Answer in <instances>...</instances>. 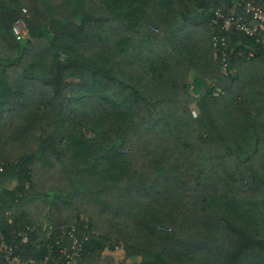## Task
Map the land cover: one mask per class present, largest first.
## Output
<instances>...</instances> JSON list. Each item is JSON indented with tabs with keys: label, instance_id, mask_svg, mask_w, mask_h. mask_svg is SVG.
<instances>
[{
	"label": "trees",
	"instance_id": "obj_1",
	"mask_svg": "<svg viewBox=\"0 0 264 264\" xmlns=\"http://www.w3.org/2000/svg\"><path fill=\"white\" fill-rule=\"evenodd\" d=\"M232 6L0 0V234L29 235L23 261L70 242L48 208L87 264H264V49L210 24Z\"/></svg>",
	"mask_w": 264,
	"mask_h": 264
},
{
	"label": "built area",
	"instance_id": "obj_2",
	"mask_svg": "<svg viewBox=\"0 0 264 264\" xmlns=\"http://www.w3.org/2000/svg\"><path fill=\"white\" fill-rule=\"evenodd\" d=\"M210 24L221 31H229L233 28L254 37L257 45H253L249 49L247 57L253 56L259 49H264V6L254 0H233L232 9L228 13L222 8L213 9ZM14 31L16 34L24 36L22 28L18 25L14 26ZM228 45L226 34L214 36L212 42L213 56L215 60L221 62L223 69H226L228 65ZM6 214H10V211ZM26 229L32 233L35 230L30 226H26ZM48 229L47 238L57 230L61 236L68 237L70 241L68 246L61 243V240H56L55 243L52 241L43 242L40 246H45L47 249L42 257H38L36 254V256L23 261L21 254L25 251L24 245L28 243L29 235L14 229L10 239H7L4 234H0V257L8 264H34L36 262L40 264H87L83 260L82 252L84 241L89 238L88 234L80 237L74 225H61L57 229L50 226ZM59 234L58 238L60 237Z\"/></svg>",
	"mask_w": 264,
	"mask_h": 264
},
{
	"label": "rangeland",
	"instance_id": "obj_3",
	"mask_svg": "<svg viewBox=\"0 0 264 264\" xmlns=\"http://www.w3.org/2000/svg\"><path fill=\"white\" fill-rule=\"evenodd\" d=\"M15 25H18V26H20L22 28V30L24 32V36L27 34V32H26L27 30H26V26H25V23L24 22L19 21V22L15 23ZM69 80L70 81H73V82L74 81L79 82V79L76 78L75 76H69ZM193 113L195 114L196 113V110L193 109ZM82 130H84V133L87 136H94V131L92 129H89L87 127H84V128H82ZM46 171H48V170L46 168H43L42 171L39 172L40 173V176H38V180H39V183L40 184L49 183V178L47 177L48 174L45 175V174L42 173V172H46ZM50 181H51V179H50ZM13 184H14V182H12L10 184V186H13ZM62 196L63 197H67L68 195L67 194H63ZM8 211L9 210H6V213ZM34 218H35V221L36 222H39L40 221L42 223V225L44 226V228H48L50 226H53V224H52V220L53 219H52V217L50 215V211H48V208H47V210L44 209V212L42 214L37 213L36 215H34ZM58 219L64 220L65 217L64 216H60ZM40 253H41V251H40ZM40 253L38 252V254H40ZM101 264H114V262H109L107 260H103V262H101Z\"/></svg>",
	"mask_w": 264,
	"mask_h": 264
}]
</instances>
